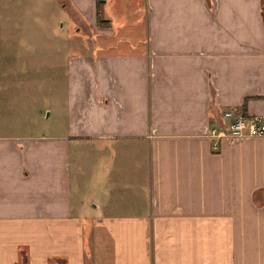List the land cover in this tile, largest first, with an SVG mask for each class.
<instances>
[{"label":"crops","instance_id":"obj_1","mask_svg":"<svg viewBox=\"0 0 264 264\" xmlns=\"http://www.w3.org/2000/svg\"><path fill=\"white\" fill-rule=\"evenodd\" d=\"M264 0H0V264H264Z\"/></svg>","mask_w":264,"mask_h":264},{"label":"built area","instance_id":"obj_2","mask_svg":"<svg viewBox=\"0 0 264 264\" xmlns=\"http://www.w3.org/2000/svg\"><path fill=\"white\" fill-rule=\"evenodd\" d=\"M222 115L226 121L211 127V134L231 138L264 135V113L244 114L239 108H227L223 109Z\"/></svg>","mask_w":264,"mask_h":264},{"label":"trees","instance_id":"obj_3","mask_svg":"<svg viewBox=\"0 0 264 264\" xmlns=\"http://www.w3.org/2000/svg\"><path fill=\"white\" fill-rule=\"evenodd\" d=\"M263 17H264V14H263Z\"/></svg>","mask_w":264,"mask_h":264}]
</instances>
